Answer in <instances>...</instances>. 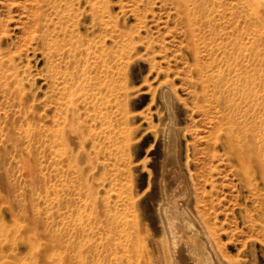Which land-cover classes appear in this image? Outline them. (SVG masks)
I'll list each match as a JSON object with an SVG mask.
<instances>
[{
    "label": "rangeland",
    "instance_id": "rangeland-1",
    "mask_svg": "<svg viewBox=\"0 0 264 264\" xmlns=\"http://www.w3.org/2000/svg\"><path fill=\"white\" fill-rule=\"evenodd\" d=\"M163 83L213 247L264 264V163L228 144L264 153V0H0V264L155 257Z\"/></svg>",
    "mask_w": 264,
    "mask_h": 264
},
{
    "label": "bare ground",
    "instance_id": "bare-ground-1",
    "mask_svg": "<svg viewBox=\"0 0 264 264\" xmlns=\"http://www.w3.org/2000/svg\"><path fill=\"white\" fill-rule=\"evenodd\" d=\"M177 1L180 3L181 0ZM159 96L166 108V121L162 128L164 164L157 184L159 198L156 203L161 237L156 241L155 257L149 255L145 264H225L222 253L213 247L215 245L211 242L214 241L210 240L193 208L196 195L187 183L189 177L186 179L183 172L180 130L173 113L171 90L167 84L160 85ZM244 128L234 126L233 122H230L228 144L241 164L239 171L246 176L252 156L258 158V164L263 166L264 153L263 140L256 138L255 134L244 132Z\"/></svg>",
    "mask_w": 264,
    "mask_h": 264
}]
</instances>
